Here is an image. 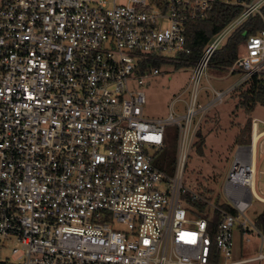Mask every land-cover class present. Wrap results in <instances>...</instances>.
<instances>
[{"label":"built area","instance_id":"2783aa9c","mask_svg":"<svg viewBox=\"0 0 264 264\" xmlns=\"http://www.w3.org/2000/svg\"><path fill=\"white\" fill-rule=\"evenodd\" d=\"M215 2L239 13L190 66L185 112L143 114L134 79L185 51L186 22ZM264 0H0V264H246L264 259L263 232L245 215L254 182L251 142L237 145L220 204L182 181L198 115L264 72L263 25L227 69L239 77L197 104L208 59ZM263 18V17H262ZM154 60L160 61L154 65ZM197 114L194 121L193 117ZM175 127L172 173L148 149ZM258 137L263 133L256 131ZM205 202L201 211L186 199ZM224 204L229 208L221 205ZM219 212L214 230L213 212ZM120 224V226H116ZM260 238L234 257V236Z\"/></svg>","mask_w":264,"mask_h":264},{"label":"rangeland","instance_id":"374dc122","mask_svg":"<svg viewBox=\"0 0 264 264\" xmlns=\"http://www.w3.org/2000/svg\"><path fill=\"white\" fill-rule=\"evenodd\" d=\"M241 47L240 45L239 51ZM159 68L160 72L147 76L142 85L137 84L134 79L129 81L131 87H139L144 91L143 114L151 119H163L171 110L174 115L184 113L185 102L189 99L190 67H175L172 62H163ZM238 77L239 73L235 71L229 73L228 69L217 70L207 66L198 84L197 104H203L211 96V88L222 89ZM238 98V94L235 93L230 98L211 105L198 115L197 128L201 136H205L203 152L198 153L195 144L190 148L183 173L184 187L206 198L209 211L213 208V204H220V201L224 200L221 188L223 179L237 145H248L245 142L249 138L248 136L245 138V135L251 124V118L258 117L264 121V105L256 103L253 109L247 112L238 105ZM196 118L197 114L193 117L194 121ZM247 119H249L248 124H246ZM258 128V131L264 129V124L258 123ZM166 130L167 145L160 152L159 157L169 156V148H173L175 154L176 139L173 136L175 127L169 124ZM148 151L153 155L158 153L155 147H150ZM251 190L253 195L245 215L254 221L264 212V134L255 143L254 182ZM259 240V236L255 235L248 244H251L254 250ZM247 250L244 249L243 256L256 253ZM262 250L264 251V242ZM239 254L240 248L235 242L233 255L238 257ZM246 264H264V259Z\"/></svg>","mask_w":264,"mask_h":264},{"label":"trees","instance_id":"16d2710c","mask_svg":"<svg viewBox=\"0 0 264 264\" xmlns=\"http://www.w3.org/2000/svg\"><path fill=\"white\" fill-rule=\"evenodd\" d=\"M239 11V6L215 2L206 17L187 21L185 30L186 50L179 53L178 61L173 62L175 67L192 66L201 55L205 44L212 35L233 19ZM261 14L263 18L256 13L248 16L226 37L224 42L210 55L208 59V68L224 70L232 65L237 57L240 45L244 42L246 37L256 32L263 25L264 5L261 8ZM152 63L154 65H159L160 61L154 60ZM235 93L239 96L238 105L243 107L247 112L251 111L256 103L264 105V72L261 74H252L249 79L243 81L236 87ZM248 123L249 119H247L246 124ZM204 141L205 136H201L197 129L192 146H194V144L196 145L198 153L203 152L202 148ZM247 142H249V139ZM163 149L164 148H159L157 151L158 153L154 154L153 162L168 173H172L175 163L174 150L173 148H169V156L159 157ZM186 199L201 211L206 207L205 202L201 200L191 199L188 195H186ZM221 205L229 208L224 204ZM218 219L219 212L214 211L212 220L210 221V227H212L213 230ZM255 224L264 234V212L256 217Z\"/></svg>","mask_w":264,"mask_h":264},{"label":"crops","instance_id":"0c3cea01","mask_svg":"<svg viewBox=\"0 0 264 264\" xmlns=\"http://www.w3.org/2000/svg\"><path fill=\"white\" fill-rule=\"evenodd\" d=\"M229 73H231V72H229ZM258 129L259 128H258V123H257L256 127L254 128L253 135H252L253 136V139H252V144H253V148H252L253 149V163H254V148H255V143H256L257 139L260 137V136L258 137L257 132H256V131H258ZM251 131H252V127H251V124H250L249 127H248V130H247V133L245 135V138H246V136H248V138H249V142H247V144H250V142H251ZM259 131H261L264 134V129H261ZM252 235H254V236L252 237ZM252 235H250L251 237H250V240L249 241H245V240H243V238H241V236L237 232H235L234 245H235V242H236V245L240 248V254H239L240 256H238V257H248V256H252V255L255 254V253H253V254H249V255L243 256V253H245L244 252V249H246V250L248 249L247 252H252V251L253 252L254 251L257 252L256 250H258L260 240H259V243L257 242L256 243V246H254L255 247L254 250H253V246H251V244H248L249 242H251V239L252 238L254 239V237H255L256 234H252ZM249 247H250V249H249Z\"/></svg>","mask_w":264,"mask_h":264}]
</instances>
